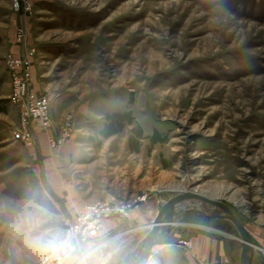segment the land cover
I'll list each match as a JSON object with an SVG mask.
<instances>
[{
    "label": "rangeland",
    "instance_id": "obj_1",
    "mask_svg": "<svg viewBox=\"0 0 264 264\" xmlns=\"http://www.w3.org/2000/svg\"><path fill=\"white\" fill-rule=\"evenodd\" d=\"M27 1L31 13L0 0V63L35 50L36 92L53 102L78 100L50 134L59 139L70 128L56 151L74 144L91 160L69 165L73 181L68 190L52 187V196L27 154L33 148L11 140L22 112L8 81L0 84L5 144L19 149L8 151L0 172V264L42 258L16 224L26 200L53 216H71L92 196L93 203L130 205L119 221L138 214L136 221L118 230L127 240L128 264L165 201L194 192L232 209L254 238V264H264V0ZM20 26L28 33L26 47L17 42ZM20 152L31 167L17 171L14 153ZM179 207L220 211L195 200ZM221 221L179 215L155 246L180 240L195 226L241 244L233 223Z\"/></svg>",
    "mask_w": 264,
    "mask_h": 264
},
{
    "label": "crops",
    "instance_id": "obj_2",
    "mask_svg": "<svg viewBox=\"0 0 264 264\" xmlns=\"http://www.w3.org/2000/svg\"><path fill=\"white\" fill-rule=\"evenodd\" d=\"M21 53V51L16 52ZM9 86L11 85L12 91V80L10 75L2 63H0V84L2 82H7ZM1 89V88H0ZM11 91L9 97L11 98ZM47 95V94H46ZM51 97V96H50ZM2 98V97H1ZM0 98V100H1ZM52 99V97H51ZM78 100H72L69 97H61L53 102L52 99V124L50 129V134H56L61 125L63 124L64 118L66 115L73 111L72 105L77 104ZM82 111H78L76 116L79 117ZM5 128L2 123H0V172L2 173V167L7 165V153L8 151H18L19 149H14L12 146L15 144H10L9 146L5 144L4 133ZM46 137L44 132L38 130L37 131V140L36 146L33 149L34 152L27 153L29 156H32L35 160L34 168L37 170H41L43 174L46 175L45 183L51 190V194L53 196V189L57 191L56 188L64 186L67 189L68 185L73 181V176L69 172V165H73L74 161H90L91 155L88 152L77 148L76 145L70 144L67 147L62 148L55 153L50 151L48 144L46 142ZM12 140V136H11ZM17 147V146H16ZM13 153V152H11ZM23 152L14 153V157L16 159L14 163V169L18 171L23 166L31 167V163L27 165H23ZM3 156V159L1 157ZM27 158V157H26ZM79 162V161H78ZM38 167V168H37ZM4 172V171H3ZM42 184L43 181L41 180ZM56 187V188H55ZM68 190V189H67ZM52 198V197H51ZM96 196H92L88 199V202L96 201ZM100 202V201H97ZM69 208V206H68ZM70 215V214H69ZM66 213H56L54 217H70ZM138 214L133 215L129 218L128 221H119L110 220V222L115 226L117 230H122L124 224H131L133 221H136V217ZM201 217V216H200ZM204 218V217H202ZM222 222V221H221ZM201 228L195 226L192 230L188 231V234H185L183 238L180 240H170L169 242H173V244H159L155 246L153 249V255L151 257L150 262L153 264H241L240 258L242 253L241 244L236 242L234 239L225 237L223 235L217 234H205L204 232H200ZM167 235V234H165ZM164 237V236H163ZM162 238V237H161ZM193 240V246L191 250L182 248L179 246L180 241L182 240ZM254 239V238H253ZM255 242V241H254ZM255 262V261H254ZM256 263V262H255Z\"/></svg>",
    "mask_w": 264,
    "mask_h": 264
},
{
    "label": "clouds",
    "instance_id": "obj_3",
    "mask_svg": "<svg viewBox=\"0 0 264 264\" xmlns=\"http://www.w3.org/2000/svg\"><path fill=\"white\" fill-rule=\"evenodd\" d=\"M16 211L17 227L43 264H127V242L103 206L88 204L70 217H54L29 199Z\"/></svg>",
    "mask_w": 264,
    "mask_h": 264
},
{
    "label": "built area",
    "instance_id": "obj_4",
    "mask_svg": "<svg viewBox=\"0 0 264 264\" xmlns=\"http://www.w3.org/2000/svg\"><path fill=\"white\" fill-rule=\"evenodd\" d=\"M15 8H21V4L26 12H32V4L27 0H14ZM17 42L19 45L26 47L28 42V33L26 27L20 26L17 30ZM35 50L25 48L20 55H8L4 60V65L12 80L11 101L15 105H19L21 113V122L19 129L12 133L13 142L21 143L25 147L35 148L37 140V131H44L49 135V149L56 151L67 143L70 138L69 126L63 129L60 138L50 136L52 124V99L50 95H40L34 88V80L32 79L33 56ZM103 206L109 210V221L129 216L131 206L125 203L112 204L107 201L91 203ZM182 248L193 249L191 240H182L179 243ZM38 264H43V257Z\"/></svg>",
    "mask_w": 264,
    "mask_h": 264
},
{
    "label": "water",
    "instance_id": "obj_5",
    "mask_svg": "<svg viewBox=\"0 0 264 264\" xmlns=\"http://www.w3.org/2000/svg\"><path fill=\"white\" fill-rule=\"evenodd\" d=\"M199 201L206 203L209 206L212 205L220 211L216 214H207L199 209L185 210L179 206L182 203L188 201ZM191 213L208 219H218L222 221H230L233 223L235 230L238 232L239 241L241 242L242 253L240 262L241 264H254L255 255L257 252V246H255L254 239L251 233L246 229L244 224L240 221L239 217L235 215L232 209L220 203L218 201L207 199L204 196L194 193H183L178 196L172 197L165 201L163 207L158 211L155 219L150 223V230L145 238L140 242L139 255L133 261L128 264H148L152 257V248L156 245L158 239L163 237L173 226L177 224V218L179 215Z\"/></svg>",
    "mask_w": 264,
    "mask_h": 264
},
{
    "label": "bare ground",
    "instance_id": "obj_6",
    "mask_svg": "<svg viewBox=\"0 0 264 264\" xmlns=\"http://www.w3.org/2000/svg\"><path fill=\"white\" fill-rule=\"evenodd\" d=\"M189 181H190V180H189ZM188 202H191V201H188ZM157 213H158V212H157ZM157 213H156V215H157ZM156 215H155V216H156ZM154 218H155V217H154ZM144 228H145V227H144ZM150 228H151V227L148 226V227H146L145 229H146V230H148V229L150 230ZM135 231H136V230H135ZM128 233H129V232H127V234H128ZM125 234H126V233H125ZM129 234H130V233H129ZM131 234H132V233H131ZM128 236H129V235H127V237H128ZM126 242H127V240H126Z\"/></svg>",
    "mask_w": 264,
    "mask_h": 264
},
{
    "label": "trees",
    "instance_id": "obj_7",
    "mask_svg": "<svg viewBox=\"0 0 264 264\" xmlns=\"http://www.w3.org/2000/svg\"><path fill=\"white\" fill-rule=\"evenodd\" d=\"M170 244H173V242H169ZM149 264H153L152 262H149Z\"/></svg>",
    "mask_w": 264,
    "mask_h": 264
}]
</instances>
